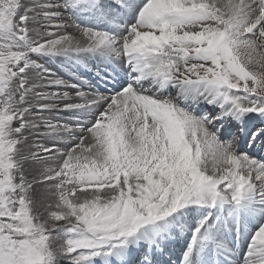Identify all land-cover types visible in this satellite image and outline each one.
Listing matches in <instances>:
<instances>
[{"label":"snow or ice","instance_id":"1","mask_svg":"<svg viewBox=\"0 0 264 264\" xmlns=\"http://www.w3.org/2000/svg\"><path fill=\"white\" fill-rule=\"evenodd\" d=\"M0 264H264V0H0Z\"/></svg>","mask_w":264,"mask_h":264},{"label":"rangeland","instance_id":"2","mask_svg":"<svg viewBox=\"0 0 264 264\" xmlns=\"http://www.w3.org/2000/svg\"><path fill=\"white\" fill-rule=\"evenodd\" d=\"M71 31V34L72 35H74V36H78L79 34L75 31V29H72V30H70ZM60 34H63V33H60ZM40 62H44V61H40ZM50 62H52L54 65H56V66H58L59 68H61L62 70H64L65 72H67L68 74L69 73H71V72H73V71H75L74 69L76 68V67H72V66H69V64L63 59V58H57V59H55V60H50ZM66 65H68V66H66ZM47 67H49L50 68V63H48L47 65H46ZM51 69V71L52 72H55L56 73V71L54 70V69H52V68H50ZM86 69V68H85ZM78 69L76 68V71H77ZM75 71V72H76ZM77 73V72H76ZM84 74V75H83ZM91 74V72H89V73H84L83 71H80V72H78L77 73V75L78 76H85V78L86 79H90V78H92V76L90 75ZM93 75V74H92ZM69 80H70V82H75L74 80H72V78H69ZM46 91H53V89H46ZM245 148L247 149L248 148V146L247 145H245ZM251 152L253 151V149L252 150H250ZM259 150L258 149H256V151H255V153L254 154H256L257 152H258Z\"/></svg>","mask_w":264,"mask_h":264},{"label":"bare ground","instance_id":"3","mask_svg":"<svg viewBox=\"0 0 264 264\" xmlns=\"http://www.w3.org/2000/svg\"><path fill=\"white\" fill-rule=\"evenodd\" d=\"M50 63V68L54 69L56 71V74L58 76H61L64 79H68L71 78L70 74H68L67 72H65L64 70H62L61 68H59L58 66L54 65L52 62L48 61L46 63V65ZM85 73V72H84ZM89 73V72H88ZM84 75V74H83ZM56 89H53V91Z\"/></svg>","mask_w":264,"mask_h":264}]
</instances>
